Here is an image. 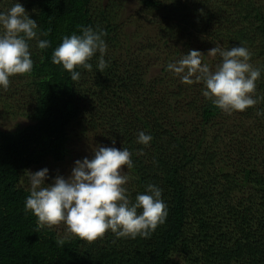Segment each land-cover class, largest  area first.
<instances>
[{"label":"trees","instance_id":"trees-1","mask_svg":"<svg viewBox=\"0 0 264 264\" xmlns=\"http://www.w3.org/2000/svg\"><path fill=\"white\" fill-rule=\"evenodd\" d=\"M17 2L50 47L29 40L32 72L10 77L29 97L14 95L8 112L0 98V113L27 121L0 127V264H264V100L228 114L203 82L185 84L167 68L198 50L214 71L222 57L209 49L245 46L264 97V0H0V13ZM89 26L107 33V67L99 71L97 52L73 81L52 54ZM73 138L130 150L134 166L122 174L133 203L149 184L162 189L168 216L150 238L109 230L89 243L67 229L37 231L25 209L28 172L63 161Z\"/></svg>","mask_w":264,"mask_h":264},{"label":"clouds","instance_id":"clouds-1","mask_svg":"<svg viewBox=\"0 0 264 264\" xmlns=\"http://www.w3.org/2000/svg\"><path fill=\"white\" fill-rule=\"evenodd\" d=\"M0 26L3 28L0 32V86L6 90L10 77L33 70L28 41L37 39L40 49L50 47V41L38 38V23L30 18L20 2L6 13H0ZM81 30L82 35L63 37L52 54V62L62 64L71 73L73 81L80 79L77 68L92 71L93 65L89 61L97 52L99 71L103 72L107 67L104 59L107 45L103 39L106 31L94 30L91 26ZM207 54L222 57L214 71L207 63H202L203 53L198 50H190L177 62L169 63L167 68L180 76L185 84L203 82L206 86L203 95L228 114L245 111L264 100V97L255 96L261 70L250 63L252 53L247 47L233 46L224 50L216 44ZM258 115H264V112ZM151 140V135L139 133V143L148 145ZM94 153L91 159L76 160L69 177L58 175L46 186L48 168L30 171V195L26 198L25 209L37 217V231L64 223L68 233L89 243L103 238L109 230L118 238H150L168 216L162 189L149 184L146 193L137 194L133 203L124 187L129 177L122 174L125 166L129 169L134 166L130 150L98 146ZM138 209L142 212L138 213ZM65 239L59 238L57 244L62 246Z\"/></svg>","mask_w":264,"mask_h":264},{"label":"rangeland","instance_id":"rangeland-1","mask_svg":"<svg viewBox=\"0 0 264 264\" xmlns=\"http://www.w3.org/2000/svg\"><path fill=\"white\" fill-rule=\"evenodd\" d=\"M126 16V15H125ZM125 20V19H123ZM125 24H123V27ZM146 28V27H145ZM145 28H143V30H145ZM24 80H28L27 78H24ZM15 81L12 82V84ZM24 95L26 97H29L30 93L29 90H27V88H23L21 90H18L17 92H15L14 86L9 85L8 89H6V91H2V93L0 92V98L5 99V103L9 105L14 104L12 98H14L13 96L15 95ZM2 102H4L2 100ZM26 102L27 99H26ZM13 106V105H12ZM9 106L7 107V112L8 110H12L13 107ZM188 120L186 119L185 122H187ZM15 123H19V124H27V121L24 118L21 117H15L13 119L10 118V116L3 115L2 113H0V127L1 129H6V128H13L15 126ZM93 149V144H91L90 141L86 140V139H78V138H73L70 141V145H69V151L67 153V155L65 156V158L63 159V161L60 162H55V161H49L46 164H43L41 166H38L37 168H35L34 170L30 169L31 172H35L38 170H41L43 168H48L49 172H53V175L56 177L58 175H62L65 178L69 177L71 175V170L75 165V161L76 160H83V158L88 157L89 159L94 157V149ZM30 171L28 172V177H27V186L30 188L31 184H30ZM54 179V178H53ZM54 182V180H53ZM49 184L47 181H45V186ZM53 228L58 229V230H66L67 226L64 223H61L58 226H53Z\"/></svg>","mask_w":264,"mask_h":264}]
</instances>
